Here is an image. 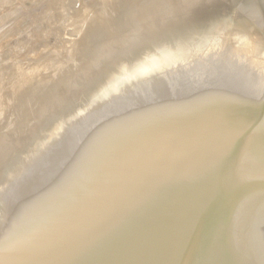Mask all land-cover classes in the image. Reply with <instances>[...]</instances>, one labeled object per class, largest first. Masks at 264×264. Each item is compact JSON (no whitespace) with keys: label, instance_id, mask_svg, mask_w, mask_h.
I'll return each instance as SVG.
<instances>
[{"label":"water","instance_id":"95a60500","mask_svg":"<svg viewBox=\"0 0 264 264\" xmlns=\"http://www.w3.org/2000/svg\"><path fill=\"white\" fill-rule=\"evenodd\" d=\"M0 264H264V0H142L0 198Z\"/></svg>","mask_w":264,"mask_h":264},{"label":"rangeland","instance_id":"374dc122","mask_svg":"<svg viewBox=\"0 0 264 264\" xmlns=\"http://www.w3.org/2000/svg\"><path fill=\"white\" fill-rule=\"evenodd\" d=\"M96 1L0 0V198L67 131L142 0Z\"/></svg>","mask_w":264,"mask_h":264},{"label":"bare ground","instance_id":"6f19581e","mask_svg":"<svg viewBox=\"0 0 264 264\" xmlns=\"http://www.w3.org/2000/svg\"><path fill=\"white\" fill-rule=\"evenodd\" d=\"M95 1H96V0H95ZM106 1L109 2L110 0H98V3L101 2L102 4H104L103 2H106ZM112 1H113V3H115L114 0H112ZM96 3H97V1H96ZM98 3H97V4H98ZM106 4H107V3H106ZM110 4H111V3H110ZM103 6H104V5H103ZM108 9H109V8H108ZM76 23H77V22H76ZM80 23H81V22H80ZM86 24H87V23H85V26H88V25H86ZM83 25H84V24H83ZM81 28H82V27H81ZM83 28H84V27H83ZM88 29H89V28H88ZM80 31H81V30H80ZM77 34H78V33H77ZM77 42H78V41H77ZM87 43H88V42H87ZM73 44H74V43H73ZM76 44H77V43H76ZM75 47H76V46H75ZM84 47H85V46H84ZM70 48H71V47H70ZM79 48H80V47H79ZM68 49H69V48H68ZM69 51H70V49H69ZM77 51H78V50H77ZM74 52H76V51H74ZM73 54H74V53H73ZM70 56H71V55H70ZM73 56H74V55H73ZM76 56H77V55H76ZM65 57H66V56H65ZM80 57H81V56H80ZM70 58H71V57H70ZM58 59H59L58 57L52 59V61L50 62V63H51V64H50L51 67H56V66L59 67V66H60V65L58 66V64H59ZM65 61H66V60H65ZM57 62H58V64H57ZM62 62H63V61H62ZM70 62H71V61H70ZM71 63H72V62H71ZM34 65H35V64H34ZM65 65H66V64H65ZM39 66H40V65H39ZM48 66H49V65H48ZM19 67H20V66H19ZM19 67H17V68H18V71H21V70H19V69H22V68H19ZM28 67H29V66H28ZM60 67H61V66H60ZM23 68H24V67H23ZM35 68H37V67H36V66L33 67V70H34V71L36 70ZM39 68H40V67H39ZM53 69H55V68H53ZM64 69H65V67H64ZM27 70H29V68H28ZM59 70H60V69H59ZM22 71H23V69H22ZM30 71H32V67H31V70H29V72H30ZM37 71H38V70H37ZM64 71H65V70H64ZM69 71H70V69H69ZM15 72H17V69H16ZM15 72H14V73H15ZM27 72H28V71H26V74H24L25 77H26V75H27ZM29 72H28V73H29ZM43 72H45V71H43ZM58 72H59V71H58ZM30 73H31V72H30ZM46 73H47V72H45V74H46ZM49 73H50V72H49ZM49 73H48V74H49ZM16 74H17V73H16ZM34 74H35V73H34ZM39 74H40V73H39ZM62 74H63V73H62ZM18 75H19V74H18ZM21 75H22V74H21ZM32 75H33V74H32ZM50 75H51V74H50ZM28 76H29L31 79H33L32 76H30L29 74H28ZM35 76H36V75H35ZM40 76H41V75H40ZM51 76H52V75H51ZM59 76H60V75H59ZM9 77H10V76H9ZM13 77H14V76H13ZM33 77H34V76H33ZM54 77H55V76H54ZM16 78H17V77H16ZM16 78H15V79H16ZM22 78H23V77H22ZM22 78H21V79H22ZM41 78H42V76H41ZM56 78H57V77H56ZM21 79H20V81H21ZM23 79L27 80L26 78H23ZM23 79H22V80H23ZM37 79H38V78H37ZM52 79H53V78H52ZM18 80H19V79H18ZM29 80H30V79H29ZM35 80H36V79H35ZM33 81H34V80H33ZM21 82H22V81H21ZM21 82H20V83H21ZM14 83L16 84V82H14ZM43 83H45V82H43ZM17 84H19L18 81H17ZM23 84H24V87H25V82H23L22 85H20V86L23 87ZM31 84H32V83H31ZM8 85H10V84L8 83ZM11 85H12V84H11ZM13 85H14V84H13ZM13 85H12V86H13ZM29 85H30V84H29ZM29 85H28V86H29ZM37 85H38V84H37ZM37 85H35V86H37ZM26 87H27V86H26ZM27 89H28V88H27ZM13 90H15V88H14ZM8 91H9V90H8ZM11 91H12V90H11ZM16 91H17V90H16ZM34 91H36V90H34ZM20 92H21V91H20ZM0 93H1V92H0ZM39 93H40V92H39ZM37 94H38V93H37ZM1 95H2V93H1ZM4 95H5V94H4ZM8 95H9V94H8ZM15 95H16V94H15ZM15 95H14V96H15ZM31 96H32V95H31ZM0 97H1V96H0ZM17 97H19V96H17ZM4 98H5V97H4ZM0 99H1V98H0ZM2 99H3V96H2ZM16 100H17V99H16ZM18 100H19V99H18ZM2 101H3V100H2ZM31 101H32V100H31ZM31 101H30V102H31ZM4 103H5V102H3V103L1 104V100H0V105L2 106V108H3V104H4ZM15 103H16V102H15ZM13 104H14V103H13ZM29 104H31V103H29ZM10 106H11V105H10ZM26 107H27V106H26ZM7 108H8V107H7ZM34 108H35V107H34ZM9 109H10V108H9ZM0 110L2 111L1 108H0ZM3 110H4V109H3ZM11 112H12V111H11ZM11 112H10V113H11ZM1 113H3V111H2ZM12 114H13V113H12ZM12 114H11V115H12ZM18 114H19V113H18ZM0 115H1V114H0ZM10 117H11V116H10ZM13 117H14V116H13ZM0 118H1V117H0ZM12 119H13V118H12ZM8 124H9V123H8ZM7 126H8V125H7ZM8 127H9V126H8Z\"/></svg>","mask_w":264,"mask_h":264},{"label":"snow or ice","instance_id":"6c2138e0","mask_svg":"<svg viewBox=\"0 0 264 264\" xmlns=\"http://www.w3.org/2000/svg\"><path fill=\"white\" fill-rule=\"evenodd\" d=\"M220 0H193V6L206 9L209 12H214L218 9Z\"/></svg>","mask_w":264,"mask_h":264}]
</instances>
